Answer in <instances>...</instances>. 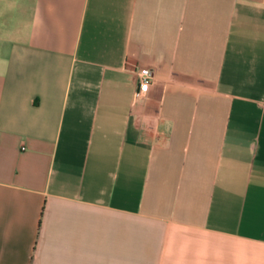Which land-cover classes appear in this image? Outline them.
Returning a JSON list of instances; mask_svg holds the SVG:
<instances>
[{
	"label": "crops",
	"instance_id": "1",
	"mask_svg": "<svg viewBox=\"0 0 264 264\" xmlns=\"http://www.w3.org/2000/svg\"><path fill=\"white\" fill-rule=\"evenodd\" d=\"M0 264H264V0H0Z\"/></svg>",
	"mask_w": 264,
	"mask_h": 264
},
{
	"label": "built area",
	"instance_id": "2",
	"mask_svg": "<svg viewBox=\"0 0 264 264\" xmlns=\"http://www.w3.org/2000/svg\"><path fill=\"white\" fill-rule=\"evenodd\" d=\"M136 76V95L145 96L153 83L151 71L147 68H141L137 70Z\"/></svg>",
	"mask_w": 264,
	"mask_h": 264
}]
</instances>
